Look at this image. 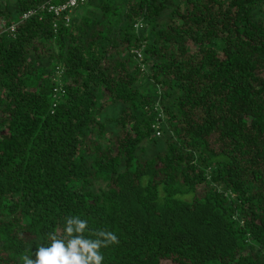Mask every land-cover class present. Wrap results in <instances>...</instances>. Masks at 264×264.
<instances>
[{"label": "trees", "instance_id": "1", "mask_svg": "<svg viewBox=\"0 0 264 264\" xmlns=\"http://www.w3.org/2000/svg\"><path fill=\"white\" fill-rule=\"evenodd\" d=\"M16 1L0 9V264L72 216L117 235L104 264H264V0H88L70 27L45 14L12 34L49 0ZM84 7L101 17L78 23Z\"/></svg>", "mask_w": 264, "mask_h": 264}, {"label": "clouds", "instance_id": "2", "mask_svg": "<svg viewBox=\"0 0 264 264\" xmlns=\"http://www.w3.org/2000/svg\"><path fill=\"white\" fill-rule=\"evenodd\" d=\"M118 243L114 232L91 230L87 220L72 216L66 218L62 234L58 230L46 234L45 243L34 254L35 259L32 253L21 260L22 264H104L101 249Z\"/></svg>", "mask_w": 264, "mask_h": 264}, {"label": "built area", "instance_id": "3", "mask_svg": "<svg viewBox=\"0 0 264 264\" xmlns=\"http://www.w3.org/2000/svg\"><path fill=\"white\" fill-rule=\"evenodd\" d=\"M88 0H49L42 6L32 9L22 16L18 18V21L14 22L10 27L9 30L12 34H15L17 25L25 20L32 18L33 16H39V19L42 20L45 14L51 15L54 18V30L57 32L61 26V24L65 27H70L73 18L76 14L78 8L83 7L87 4ZM6 25V23H5ZM4 25V26H5ZM137 28H142L141 26H136ZM138 61H141L143 58V52L136 51L134 52ZM57 88H55V98L56 100H60L61 97L65 94V91L62 88V76L64 75V69H59L57 71ZM57 103H54L53 107L55 108ZM156 130V136H161L160 130V121L158 120L156 125L153 127Z\"/></svg>", "mask_w": 264, "mask_h": 264}, {"label": "rangeland", "instance_id": "4", "mask_svg": "<svg viewBox=\"0 0 264 264\" xmlns=\"http://www.w3.org/2000/svg\"><path fill=\"white\" fill-rule=\"evenodd\" d=\"M116 3L118 5H121V0H116ZM7 7H9V9L14 13L16 11L17 8V1L16 0H0V9H6ZM86 8L84 7L83 9L79 10V13L77 14V21L78 23H80V21H82L84 18H87L90 16L91 19H98L101 17L100 11H96L97 13L94 15H89L88 12H91V8H87L88 12H86ZM171 14H172V10H167L162 18H161V23H167L169 21V19L171 18ZM6 23V20L3 18H0V29L4 27ZM123 107L121 105H115L110 107L102 116V120H107L109 118H117L121 111H122ZM112 130V128H110ZM143 151L140 152L139 157L142 159H149L155 155H157L159 152L164 150V140L160 139V143L158 145H152L149 144L148 142H145L142 145ZM103 187V186H102ZM163 264H174L171 261H165L163 262Z\"/></svg>", "mask_w": 264, "mask_h": 264}]
</instances>
